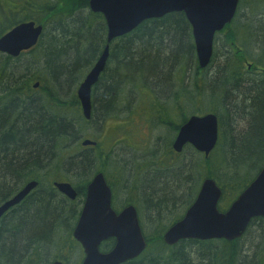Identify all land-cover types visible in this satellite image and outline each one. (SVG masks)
<instances>
[{"label": "trees", "instance_id": "1", "mask_svg": "<svg viewBox=\"0 0 264 264\" xmlns=\"http://www.w3.org/2000/svg\"><path fill=\"white\" fill-rule=\"evenodd\" d=\"M241 1L243 0L239 3ZM247 2L256 4V8L250 10V17L246 21L255 30V38L264 43V10L261 11L264 0ZM15 6L19 7L12 10ZM26 20L41 23L44 30L33 50L35 53L34 59L31 60V71H22L19 67L12 66L11 62H18V58L11 59L7 56L0 59V188L5 187L8 176L16 183L20 178L18 175L28 164L33 169L47 161V181L56 179L60 174V171H57L60 165L58 154L67 140L64 134L69 133L71 129L70 125L62 120L63 117L56 113L65 104L75 106V103L62 102L77 100L69 89L71 85L74 87L78 83L84 70L96 61L105 43L106 28L103 18L100 14L88 10V0H21L16 5L11 2L10 8L0 7V36ZM186 27L189 25L182 13L146 20L112 50L111 57L116 63L115 68L122 69L121 73H124L125 77H128V72L135 74L132 78L134 83L145 88V98L150 103L156 99L153 97L155 93L150 87V82L147 84L148 78L154 80L158 88H167L166 80L176 58L188 50L184 40ZM229 41L234 43L238 40L230 33ZM190 46L193 48V45ZM241 51L242 49L235 48V52ZM259 52L264 55V49ZM80 53L84 56H80ZM234 69L241 75L242 66L237 65ZM121 73L119 76L113 72L109 78L106 75L107 84L103 86L101 83L97 86L98 89L102 88L101 93H97L100 103L96 104L100 112L104 113L111 104L115 89L122 78ZM145 74L149 77H145ZM218 75L220 76L215 84L221 89L226 88L225 99L229 97L227 102L232 116L247 119L249 125L247 132L232 138L230 144L233 156L239 159L257 154V157L264 159V84L252 81L228 87L222 73ZM33 80L40 81V89L44 95L32 96ZM163 88L161 91H164ZM69 93L72 94L65 96ZM140 98H144L143 95ZM195 104L190 103L191 106ZM41 107L47 110V115L40 110ZM13 112L14 119L10 123ZM188 112L186 110L185 115ZM199 112L202 114L201 111L192 114ZM209 112L217 115L220 125L221 115L214 111ZM225 118L227 120V116ZM193 154L195 157L189 161L196 163L195 169L200 170L204 177H213L228 187V191L222 189L223 195L219 203L224 211L243 189V181L238 176L239 169L229 164L223 153H218L216 158L222 161L220 165L212 156L204 161L197 153ZM68 156L63 154L62 164L76 166L78 170H83L82 174L85 176L90 166L89 157L86 154L80 158ZM223 167H226V170ZM30 174L37 175L39 179V173L31 171ZM151 180L145 190L146 198L152 207L150 212L159 213L163 208L173 205L176 196L181 193L184 180L182 174L176 175L171 182L158 177ZM83 181L85 179H82V183ZM66 207H71V204L64 199L57 200L53 192H48L46 196L30 197L8 222L10 225L0 238V264H49L57 259L68 261L75 252L76 243L70 235V222H64L62 211ZM253 224L254 222L250 223L249 229ZM263 228L264 223L260 219L257 232ZM147 241L151 254H146L141 261L129 264L206 262L203 259L206 242L185 241L175 250H167L161 242V236H147ZM219 244L223 253L233 246L225 241H220ZM258 256L264 259L263 246L260 247ZM235 262L236 259H232L231 255H225L223 258L215 257L208 264Z\"/></svg>", "mask_w": 264, "mask_h": 264}, {"label": "water", "instance_id": "2", "mask_svg": "<svg viewBox=\"0 0 264 264\" xmlns=\"http://www.w3.org/2000/svg\"><path fill=\"white\" fill-rule=\"evenodd\" d=\"M237 3L238 0H89V7L104 16L108 41L130 32L146 19L171 12H184L191 26L199 66L204 68L212 53L214 34L231 21ZM41 32L42 27L32 21L17 24L0 37V52L15 56L20 50L32 47ZM107 54L106 46L77 89L85 117H89L90 86L97 81L104 68ZM217 137L218 119L215 114L192 115L180 127L173 149L180 152L185 144H190L207 156L214 148ZM88 144L92 143L87 140L83 143ZM34 186L35 183L27 184L6 201L0 207V215L18 203ZM56 186L70 199L75 197V191L68 184ZM220 194L215 182L205 179L184 217L164 234V242L173 244L179 239L231 240L243 233L252 218L264 217V167L225 212L218 211L216 207ZM73 235L84 250L82 264H119L135 257L145 247L134 208L128 207L119 215L112 211L110 191L100 173L87 188ZM108 237H115V247L108 253L99 252L100 242Z\"/></svg>", "mask_w": 264, "mask_h": 264}, {"label": "flooded vegetation", "instance_id": "3", "mask_svg": "<svg viewBox=\"0 0 264 264\" xmlns=\"http://www.w3.org/2000/svg\"><path fill=\"white\" fill-rule=\"evenodd\" d=\"M88 10L92 13H97L100 14L103 18V22L105 24V43H104V47L107 46L108 48V54H107V59L105 61V68L103 70L104 75H106V72L109 73V75L113 72H119L121 73L123 70L122 69H110V67H108L109 62L111 61L112 57V50L115 47V45L117 43H123L124 41V37L126 35H128L129 33H131L132 31H134L140 24H142L143 22H141L140 24H138L133 30H131L128 33H125L123 35H120L118 37H114L112 39H110L109 41L107 40V27H106V22L104 19V16L100 13V12H94L90 9L89 7V0H88ZM176 14V13H182L183 16L185 17L186 22L189 25V22L184 14V12H171L168 14H165L161 17L158 18H151V19H161L167 15L170 14ZM28 21H32L37 25H40L43 29V25L41 23H37L34 20H26ZM44 31V30H43ZM40 38L38 39L39 42ZM37 42V44H38ZM2 58L7 57L8 55L6 53L0 52ZM260 54V52H259ZM94 64V63H93ZM239 66H246V69H249V73L252 74L253 79L252 81L255 82L256 84H264V63L261 64L260 62H256V65L254 66V68L251 70L250 68L252 63H243L241 61H239ZM255 64V63H253ZM242 71V69H241ZM247 72V73H248ZM122 74V73H121ZM260 76V77H259ZM259 77V78H258ZM100 81V78L97 79L96 82ZM123 84V79H120V84ZM77 94V92H76ZM62 103H75V106H70L69 104H65L61 107L60 111H54L56 114H58L59 117H65L67 119L68 122H70V132L67 134H64V137L67 139L64 142V148L66 150H70V153L68 154V157H72L75 158L77 156H81L83 154H86L89 159L91 160H96L98 161V159L100 158H104L107 157L108 155L112 158L113 163L107 169H101V168H95V166H92L90 168H88V171H86V174L84 176L83 179H85V181H83V183L81 184L80 188H77V186L72 187L73 190L75 191V197L73 199H69L65 194L61 193L60 191H56L53 193V196H56V199H64L65 201H68L71 204V207L73 208L74 212H73V217H74V221L71 224V231H70V235L72 240L76 243V249L74 254H72L71 258L68 261H64V260H54L52 261V263L57 262L60 264H70V260H73V256L75 255L76 251L79 250V255L77 257V260L74 261V264H82L83 259L85 257L84 254V250L82 248V246L80 245V243L76 240V238L73 235L74 229L78 223L79 217H80V213L84 204V201L86 199V195H87V186L90 184V182L92 181V179L97 175V174H101L103 177V180L105 182V185L107 186V188L110 191V207L112 209V211L116 214L119 215L124 209L128 208V207H133L136 213V219L138 222V226L140 229V232L143 236V239L145 241V247L143 248V250L136 255L133 258H130L128 260H125L119 264H129L132 262H138L141 261L142 258L148 254L147 256H149L151 253L150 251V245L149 242L147 241V236H161V242L162 244L166 247V249H172L175 250L180 243L185 242V241H200V242H206L205 240H198V239H179L177 240L175 243L173 244H167L164 242L163 240V236L164 234L167 232V230L172 227L173 225H175L176 223H178L185 215L186 211L188 210V208L192 205V203L194 202V200L196 199L199 191H200V187L202 185V182L205 179H212L216 186L220 189L221 194L220 197L217 201V209L218 211H222V208H220L219 203L220 200L222 198L223 195V190L222 188L219 186L218 181L213 178V177H202L201 179H199L198 181H194L193 185L187 184L184 185L181 193H179L176 196V199L173 203V205L168 206L169 208H163L159 213L156 212H150V210L152 209L148 199L146 198V194L143 196H139V194L132 188L135 182H141L145 185H148L150 183V181L152 180H144L141 179L142 177H144V175H147L148 172H152V171H162L161 167L164 166V164L166 165H177L176 164V157H179V155H181L186 149H189L192 152H195L199 155V158L202 160H206L207 158L210 157V155L212 154L213 150L212 149L209 154L206 156L204 155V153L199 152L197 150H195L190 144H185L182 148V150L180 152H176L173 149V142L175 140V137L177 135L178 129L180 128V126L182 124L185 123L186 119L188 116L185 115V113H183V115L185 116V118L182 119V116L180 117V121L176 122L174 119H171L169 117H164L162 114V111H172V108H166L164 105H161L159 100H155V103H149V108H152L155 112V115H152L153 118L155 119V125L156 127H165V129H167L166 134L163 133V131L161 129L160 130V136L158 138H161V140H165L167 139V147L165 149H162L160 152H158L155 157L156 159V164L158 167H156L155 169H147V164L151 165V164H155V163H144L141 162L140 160H136L137 163H133V164H129L127 163V156L125 157L126 152V139H124V137H126V133H121L122 136H120V130H126L127 131V121H121L120 117H116L115 113H114V108H115V104H117V107L119 110H121V106L123 105V103H126L125 99H118L115 100L113 99L112 101H110V105L108 106L107 110L104 111L103 115L101 116V124H104L107 120H116V122L114 124H108L107 128H106V132H110V138L112 137V134L115 133L116 131L119 130V135H116L118 137V140H116V142H119L121 145H123L124 147L121 149L122 151L125 152V154L123 152H117L116 146L114 147V143L110 144L109 140V136L106 138V140H104L105 142L101 141V139H94V137H92L91 135H89L88 137L85 135V132L82 130L80 132V130L82 129L81 124H86L87 122H89V119H85L82 115L81 112V107H80V101L77 100H72V101H64ZM91 103H100L99 101H92L90 100V111H89V115L91 114V116L93 115L92 113V106ZM220 103H225V100L220 101ZM4 104V103H1ZM190 106V103H181L182 105V109L185 108V105ZM172 106V105H171ZM180 106V105H178ZM77 108V110H76ZM72 111V109H75V112H73L74 114H72V117L69 119L68 117L64 116L62 113L64 111L70 110ZM98 110V108L96 109ZM100 110V109H99ZM1 111V109H0ZM174 111V110H173ZM102 113V112H101ZM175 113V112H174ZM98 118H100V116H98ZM12 117H10L9 122L11 123ZM111 121V122H112ZM117 123V124H116ZM76 125H79V127H76ZM134 125V124H133ZM135 127V131H137L138 129L136 128V125H134ZM8 129V128H7ZM105 132V133H106ZM112 132V133H111ZM82 133V134H81ZM84 133V134H83ZM135 134V132H134ZM136 135V134H135ZM137 137V136H136ZM157 138V140H158ZM82 139L85 140H89V141H93L95 144L93 146H79L78 144L81 145L82 143ZM219 139V132H218V138ZM72 140H75V147L72 148H68L70 146V142ZM137 139L134 138V141H136ZM138 143V141H136V144ZM63 145V144H62ZM72 148V149H71ZM61 149V150H63ZM116 149V150H115ZM157 151V150H155ZM1 152V151H0ZM59 157V161H60V165H58V169L57 171H60L62 168H65V165L62 164V156L63 153H59L58 154ZM130 155V154H129ZM1 156L2 154L0 153V161H1ZM179 164V163H178ZM264 165V163L262 164ZM261 165V166H262ZM49 166H39V167H34L33 169L31 168V165H26L23 168V171L18 175L20 178L18 180H20V182L18 184H14L13 178L11 177H7V180H5V187L0 188V206L2 204H4L6 201H8V199L13 198L16 194V192L21 191L27 184L30 183H35V186L33 188H31L29 190V192L15 205L8 207L0 216V238L5 234V229L6 227H8L10 224H8V222H10L12 220V217L15 215V213L17 211L20 210V208L28 201V199L32 196H36V195H47V191L45 188L41 187L42 186V182H50L47 181L45 179L47 172H41V169L43 170H47ZM112 168V173H110V169ZM40 169V171H39ZM215 169V168H214ZM42 170V171H43ZM31 171H35L36 173H39V179L37 178V175H31L30 172ZM258 169L256 170V168H253L252 171H250L247 177L245 176L244 172H239L238 171V176L239 178L243 181L241 187H243V189L238 193V195L235 197L237 198L249 185L250 183L255 179V177L257 176L258 173ZM126 175H140V179L136 177V179L134 180H130V179H126L125 176ZM244 177V178H243ZM82 180V179H80ZM55 181V179L53 180ZM85 182V184H84ZM190 185V186H189ZM188 186V187H187ZM194 186L196 188V190H190V188ZM188 188V190H187ZM123 191L125 193L124 197H120L119 192ZM234 198V199H235ZM137 199H139V203H137ZM142 206H141V205ZM230 204V203H229ZM228 207V206H227ZM225 207V208H227ZM178 210H181L180 214L177 216H173L174 212ZM224 212V211H222ZM260 217V219L264 220V217L262 216H258ZM256 217L252 218L249 222V224L251 223V221L253 219H255ZM164 221L166 223H164ZM248 224V225H249ZM212 240H217V239H212ZM221 240V239H219ZM223 241V240H221ZM115 243H116V239L115 237H108L105 240H102L98 246V250L101 253H108L109 251H111L114 247H115ZM51 263V262H50ZM49 263V264H50Z\"/></svg>", "mask_w": 264, "mask_h": 264}, {"label": "rangeland", "instance_id": "4", "mask_svg": "<svg viewBox=\"0 0 264 264\" xmlns=\"http://www.w3.org/2000/svg\"><path fill=\"white\" fill-rule=\"evenodd\" d=\"M18 1L21 0H0V7L6 9L7 6H9L10 8L11 2L16 5L18 4ZM16 7L19 6H15L14 8H12V10H14ZM254 8H256V4L252 2L249 4L247 0H243L238 4L237 11L234 17L231 19V21L227 23L221 30L215 33L212 44V53L209 62L204 69L198 70V72H195L194 70L196 51H194L195 46L192 37V30H191V26L189 25V27H186L185 29L184 40L186 41V44L193 45V48L190 49V52L187 51V55H185L184 57H181V55H179L176 58L173 68L170 70L168 79L166 80L167 88L164 89L162 87L164 91H161L162 88H158L154 83L155 81L145 74V77H149L147 84L151 82L150 83L151 88L155 93V96L153 97L159 100L161 105H164L166 108H172L174 104L173 107L174 111L161 110L164 117L166 116L171 119H174L176 122H179L181 119L180 117L183 115V113L186 112V110L189 111L187 113V116H189V114H192V112H198V111H201L202 113H204L205 111H214L221 115L222 122L219 127V139L216 145L217 147L214 148L212 155H210V158L212 156V159L216 160V158L218 157V153H223L224 156L227 157L229 164L235 165L239 169L240 173L241 172L245 173L244 177H247L249 175L248 173L252 171V168L254 167L243 168L239 163V161L237 160V158L233 156L231 149L232 145L230 143L233 137L248 131L249 128L248 120L240 118L239 116L237 117L232 116L231 109L230 107H228L229 103L227 102L229 97L225 99V103H220L219 100L222 101L223 99L222 95H220V93L215 94L217 91L211 89L210 85L212 84V81L214 79L212 75H214L217 71H219V69H221L222 67H226L228 63L230 66V69H228V71L234 69V67L236 66L237 61L233 59V57L231 56L234 51V47H232V43L231 41H229L230 33L234 34V38L238 40L237 42H234L235 46L239 42L241 43L242 51L251 53L250 54L252 56L250 60L251 62H260L261 64L264 63V55L259 54V49L258 48L255 49V45L252 42V38L255 37L256 32L252 27L248 25L246 21V19L250 17V10H253ZM263 10L264 7L261 11ZM232 25H234V27H232ZM223 46L225 49H222ZM0 59H2L1 54H0ZM33 59H34V55L29 57L30 61ZM250 61L249 63H251ZM19 64H20L19 61L11 62L12 66H18ZM93 65L94 64H92V66ZM255 65L256 63L255 64L252 63L251 65L252 68L250 69L252 70ZM113 66H114L113 61H110L108 67H110L111 69L114 68ZM89 68L90 66L84 70L83 76L78 81V83L74 87H71L74 95H76V90L79 84L81 83L82 78L89 70ZM248 71L249 69L247 70L246 66L244 67L242 66V73L240 76V81L242 83H246V82L248 83V81H252L253 79H255L253 78L254 76L250 74ZM116 73L120 76L119 72ZM106 75L109 78V73L106 72ZM106 75L99 76L100 81L95 83L96 86L93 89V93L95 95H98L102 91L101 87L100 89H98L97 87L98 85H100L101 83L103 86L107 84L106 80L108 78L106 77ZM133 75L135 76V74H131L130 72H128L127 73L128 77H125V74L122 73V77L124 79L123 84L121 83L119 85L120 83L119 81L115 89V94L113 99L115 100L125 99L126 103H123V105L121 106V110H119L117 104H115L114 113L116 117H120L121 121H127L128 123L127 131L123 129L120 130V136H122L121 133H126L125 134L126 137H124V139H126L125 146L127 147L126 148L127 155H125V157L127 156V158L129 159L131 158L129 157L131 155L134 156L136 160H140L141 162H144L146 164L155 163L157 159L155 155L159 152V149L160 148L163 149L168 142L167 139L166 142H162L161 138H158L160 136L159 129H161L165 134H166V129L165 127H156L155 119L152 116L155 115L154 113L155 111L152 108H149L150 101L145 98V96L147 95V93L144 90L145 88L134 86L135 81L132 79L134 77ZM219 76L220 75H218V77ZM169 83L172 84L168 85ZM31 94L32 96L37 97L40 96L41 92L34 91ZM142 95L144 98H140L142 97ZM183 98H186L185 102H183L182 100ZM195 99L198 100L196 101ZM92 101L94 100L92 99ZM151 103H155V102L152 101ZM181 103H196V104L193 106L191 105L188 106L186 104L185 108L182 109L183 107ZM96 104L97 103L94 104L91 103L93 115L92 116L91 114L89 115L90 118L89 122H87L86 124L83 123L81 124L82 129L80 130V132L83 130L87 137L91 135L92 137L101 139V141L103 142H105L104 140H106V138L109 136L108 141L110 142V144L114 143L113 145L114 147L116 146L117 152H123L125 154V152L121 150L124 146L121 145L119 142H116V140H118V137L116 135H119V130L113 133L111 138H110V132L109 133L106 132V128L108 124L110 123L114 124L116 120L114 121L107 120L104 124L100 125L101 116L103 115V113H101L100 110H96L97 109ZM73 112H75V109H72V111L71 109L64 111V113L62 114L70 119L72 117V114H74ZM199 115H201L200 112ZM98 116H100V118H98ZM226 116H227V120L225 118ZM133 124L136 125V128L138 129L137 131L134 130L135 127ZM76 127H79V125H76ZM134 132L136 135L134 134ZM134 138L137 139L136 140L138 141L137 144L136 141H134ZM69 144L70 146L68 148L70 147L74 148L76 146L75 140H72ZM64 146L65 145L63 144L62 147ZM155 147H159L157 151H154ZM194 157L195 155L193 154V152L190 151L189 149H186L181 155H179V157H176L177 159L175 162L176 164L178 163L180 164L184 161H189ZM223 168L224 170H226V167ZM43 169H41L42 173L47 172V170L45 171ZM136 177L140 179V175H136V176L130 175L127 179L134 180L136 179ZM222 179L224 181L223 177ZM73 181H75L74 178ZM19 182L20 180L16 181V183L14 184L16 185ZM119 195L120 197H124L125 193L123 191H120ZM180 212L181 210L177 209L175 215L178 216ZM164 223L166 222L164 221ZM259 232L260 233L264 232V228ZM79 253H80L79 250L76 251L75 255L73 256V260L72 259L70 260V264H74V261L77 260Z\"/></svg>", "mask_w": 264, "mask_h": 264}, {"label": "bare ground", "instance_id": "5", "mask_svg": "<svg viewBox=\"0 0 264 264\" xmlns=\"http://www.w3.org/2000/svg\"><path fill=\"white\" fill-rule=\"evenodd\" d=\"M233 17H234V15H233ZM13 27H11L10 29H8L7 31L11 30ZM37 42H38V40H37ZM37 42L32 47H30L29 49H22V50H20L18 52V54L15 55V56H10V55L7 54L8 57H10L11 59H17L18 58L20 64L17 66V68L19 67L22 71L25 70V69L31 71L32 66H31V61L29 60V57L32 56L35 53V52H33V50L36 48ZM252 42L255 45V49L256 48H258L259 50H263L264 49V43L260 42L259 39H256L255 37H253L252 38ZM231 43H232V47H234V51H233V53H232L231 56L237 61L236 62V66L239 65L238 64L239 61H241L243 63H247V62H249L251 60V57H252L250 55L251 53L245 52V51H241L240 53L235 52V48L238 49V50L241 49V47H242L241 46V43L238 42L236 46H235V44L233 42H231ZM103 49L104 48H102V51H103ZM190 49H191V46L188 45V50L187 51L190 52ZM222 49H225L224 46L222 47ZM102 51L100 52V55H101ZM187 51L186 52H182L180 54L181 57H184L185 55H187ZM80 54H81L80 56L83 55L82 53H80ZM100 55H98L96 61L98 60V58H99ZM25 56H27V57H25ZM195 59H196L195 60L196 65L194 63V68H195L194 70H195V72H198L197 71V67H198V70L204 69L206 67L205 66L204 68H202V67L199 66L198 59H197V55H196V58ZM96 61L94 62V64L96 63ZM111 61H113V64H114V66H113L114 68H112V69H116L115 68L116 67L115 66L116 63L112 59H111ZM251 63H256V62H251ZM93 66L92 65L90 66L89 70L87 71V73L82 78L81 83L84 82L87 74L89 73L90 69ZM104 68H105V65H104ZM104 68L99 73V76L104 75V74H102ZM228 69H229V63L226 65V67H222L221 69H219V71H217L214 75H212V77L214 79L212 81V84L210 83L211 84L210 85V88L217 91L215 94L220 93V95H222V98L224 100H225V96L227 95V93H225L226 88L221 89V88L217 87L216 84H215V81L217 79L216 77H218V74L219 73L220 74L222 73V76L224 78V82H225V84L228 87H232L234 85H238L241 82L240 81V76L241 75L238 73L237 69H231L229 71H228ZM225 73H228V74H225ZM99 76H98V78H99ZM120 79H123V77L120 78ZM32 82L33 83H32V87L31 88L33 89V91H40L41 92L40 96L44 95L43 91L40 89V86H41L40 81L33 80ZM248 82H252V81H248ZM95 83H93L90 86L89 99L90 100L93 99L94 101H98V98H97L98 95H95L93 93V89L96 86ZM80 84H79V86H80ZM170 84H172V83H169L168 85H170ZM134 86H138V84H134ZM71 87H73V86L71 85ZM71 87H70L69 90H72ZM76 92H77V90H76ZM70 94H72V93L66 94L65 96H70ZM74 96L76 97V99H78L77 94L74 95ZM182 100H183V102H185L186 99L183 98ZM195 100L197 101L198 99H195ZM69 101H72V100H69ZM220 101L221 100H219V102ZM80 107H81V112H82L83 117L86 120L89 119V117H85V115L83 113V109H82L81 103H80ZM40 110L45 115H47V110L44 107H41ZM76 110H77V108H76ZM48 113H49V111H48ZM208 113H210V112L209 111H205L204 113H202L201 116H203L205 114H208ZM14 115H15V113L13 112L12 115H11L12 120L14 119ZM192 115L193 114H189V116L187 117L185 123L188 121V119ZM186 116H187V113H186ZM62 120L65 121L68 124V126H69L70 122H68L65 117H63ZM184 124H182V125H184ZM179 129H178V131H179ZM166 132H167V129H166ZM94 139H97V138L94 137ZM87 141H89V140H87ZM161 141L162 142H166V141H163V140H161ZM84 142H86V140L85 139H82L81 145L80 144H78V145L85 147V146H93L95 144L93 141H90L92 144L83 145ZM164 144H163V146H164ZM216 145L217 144H215L214 147H217ZM165 147H167V144L164 146L163 149H165ZM158 148L159 147H155L154 148V151L155 150H158ZM161 150H162V148L159 149V152ZM61 153L67 155V154L70 153V150L63 149V150H61ZM263 154H264V151H263ZM257 156L258 155L255 154V155L245 156V157L239 158L237 160L239 161V163L241 164V166L243 168H245V167H254V168H256V170L257 169L259 170L258 171V173H259L261 171V169L264 167V165H262L264 163V159H263V157L260 158V157H257ZM129 157H131V158L127 159V163H129V164L137 163L136 162V158L134 156H131L130 155ZM76 158H80V156H77ZM215 161L219 165L222 164V161L219 160V159H216ZM112 163H113V160L108 155L107 157L98 159V161H96V160L94 161V160H91L90 159V166L88 168H90L92 166H95V168H98L99 167L101 169H107L108 170L107 167L110 168L109 165H111ZM47 164L48 163L46 161V162L41 163L40 165L41 166H46ZM156 167H158L156 163L155 164H151V165H148L147 164V169H151L152 170V169H155ZM195 168H196V163L194 161H184V162H182L180 164L173 165V166L164 164V166L161 167L162 171H152V172H148L147 175H144V177H142L141 179L151 180V179H154V178H157L158 177L159 179L167 180V181L171 182L176 175L182 174V178L184 180V185H187V184L193 185V182L194 181H198L199 179H201L203 177L202 172L200 170L195 169ZM112 171L113 170L111 168L110 169V173H112ZM82 173H83V170H81V171L78 170L77 167L74 166V165H72V164L71 165H68V166H65L64 169L62 168L60 170V174L58 176H56L57 178L55 179V181L51 180L50 182H42V186L41 187L45 188L47 192H53V193L56 192V191H59V189L56 186V184H61V183L68 184L71 187H74V186L76 187L77 186V188H80L81 187V184H82V180H80V179H83L84 178V174H82ZM258 173H257V175H258ZM128 177H129V175H126L125 176L126 179ZM73 178L75 179V181H73ZM84 184H85V182H84ZM218 184H219V186L222 189H225L226 191H228V187L225 186V183L224 182L219 181ZM88 186H87V188H88ZM147 187H148V185H145V184L137 181V182L134 183V185H133L132 188L141 197V196H143V195L146 194L145 190L147 189ZM191 189L192 190H196V188L194 186H192ZM19 192L17 191L15 194H18ZM8 200H10V198ZM234 200H236V198L233 199V201ZM139 202H140L139 199H137V203H139ZM73 212H74V210H73L72 207H66V208H64V210L62 211L63 216H64V222L65 221L66 222H70V224L73 223V221H74L73 220L74 219ZM175 212H174L173 216H175ZM259 220H260V217L257 216L255 219H253L251 221V222H254L253 226H251L250 229H249L250 224L247 225V227L244 230V232L241 233L240 235L236 236L235 238H233L231 240L221 239V240L225 241L226 243L233 244V246L231 248H229L228 252L223 253V250L220 251V249H219V247H220L219 242L221 240H219V239H217V240H205L206 241V245H207L205 247L206 252H205V255L203 257V259L206 261L205 264H208V262H212L215 259V257L223 258V256H225V255H231L232 256V259H234V260L236 259L235 264H264V259H262V258H260L258 256V252H259V249H260L261 246H263V251H264V233H259V232L255 231L259 227ZM262 221L264 223V220H262ZM50 264H52V262Z\"/></svg>", "mask_w": 264, "mask_h": 264}]
</instances>
